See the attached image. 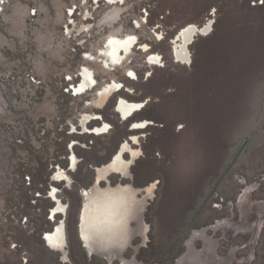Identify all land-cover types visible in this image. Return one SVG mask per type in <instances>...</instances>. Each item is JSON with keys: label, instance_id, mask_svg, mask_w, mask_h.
I'll use <instances>...</instances> for the list:
<instances>
[{"label": "rangeland", "instance_id": "rangeland-1", "mask_svg": "<svg viewBox=\"0 0 264 264\" xmlns=\"http://www.w3.org/2000/svg\"><path fill=\"white\" fill-rule=\"evenodd\" d=\"M209 18V34L189 45L192 63L176 60L181 30ZM117 30L138 40L120 63L107 47ZM84 69L97 85L76 93ZM114 80L121 94L103 100ZM120 96L146 105L122 117ZM130 119L152 125L132 130ZM70 139V149L89 146L75 147L73 185L55 166ZM98 175L110 181L82 191L88 261L80 189ZM55 182L71 185H58L70 202L64 264H264V0H0V264H62L54 250L64 241L43 238L66 212Z\"/></svg>", "mask_w": 264, "mask_h": 264}, {"label": "bare ground", "instance_id": "bare-ground-1", "mask_svg": "<svg viewBox=\"0 0 264 264\" xmlns=\"http://www.w3.org/2000/svg\"><path fill=\"white\" fill-rule=\"evenodd\" d=\"M120 1H122V0H112V3H117ZM119 5H120V3H119ZM213 21H214L213 18H209L205 25L197 26L195 24H191V25H188L181 30V35L179 36V38L177 39V36L174 38V39H177L176 41L178 42V44L174 47V50H175L174 52L176 54V56H175L176 60L181 61L185 64L192 63L191 54L189 52V45L194 42L193 40L196 38V36L208 35L209 31L211 30V26H212ZM118 32H120V30H117L116 32L111 34L113 36L111 39L108 40L109 43L107 44V47L109 48V56L111 57V60H113L115 63L122 62L123 61L122 60V52L128 53L129 51H132V49L138 43V40L135 37L127 36L125 38H122L123 36L120 35ZM148 49H149L148 45H143V50H145L144 52H146V50L148 51ZM101 54H107V49H104L103 51H101ZM150 58H151V60H154V59H157L158 56H151ZM111 70H114V69H110V71ZM104 71L106 73H109V71H107V70H104ZM129 72H130V75L128 77L133 79L135 76L134 72H132L130 70H129ZM90 73L91 72L89 71V69H84L82 71V83L77 88H75L76 93H83L87 89L93 88L94 86L97 85V82L94 81V78H92V75ZM122 88H124V86L120 82L114 80V81H110L109 84H106L105 86L101 87L97 93L100 95V97L103 100H107L108 98H110L112 96L116 97L117 95L121 94ZM145 105H146V103L143 101L142 102H130L127 99H125L124 97L122 98L120 96V98L118 99L117 111L121 114L122 117L128 118L131 115L135 114L137 111L143 110ZM96 118L100 119V115H97ZM134 125L136 128H147L149 125H152V122L149 120H142L139 122H135ZM109 128H110V125L107 123H104L102 125V127H96V129L93 130V132L103 133V132H107ZM134 130H136V129H134ZM124 143H126V142H124ZM127 143H129V142H127ZM123 144H122V146H123ZM124 152L125 151L124 150L122 151V149H121V151L116 155H120V157L122 158L121 155H123ZM118 158L119 157H116L115 160L120 161ZM76 161H77L76 156L72 153L71 157H70L71 165L75 166ZM112 161H113V159L110 161V163ZM129 162H132V160H130V161L128 160V163ZM109 164H107V165H109ZM56 177L58 179L67 178V176L65 174H62V172H57ZM103 177H105V176H102L98 179H101ZM123 186L127 187L124 189L126 192V194L124 193L126 202L124 204L123 210H124L125 217L126 216L129 217L130 216V203H129L130 196H129V194L131 193V189H130V184H125ZM107 187H108V185H107ZM110 187H113V186H110ZM93 189H91L89 192L92 193ZM86 190L87 189H80V193H81V196L83 198V201L87 198V195L83 196L82 191L86 192ZM54 192H56V189H52L50 191V196L52 197L53 200H54V197L56 198V194H54ZM64 205H65V209H67V204H64ZM101 208L105 209L106 207L101 206ZM62 211H64V209L56 210L54 213V216L56 217V215ZM49 216H52V214H50ZM100 218L102 219V221L105 220V222H107L108 225L113 224L114 220L116 221V217L114 215L110 214L109 211L104 212L100 216ZM58 225L62 226L63 232L61 230V226L56 228V226H57L56 225L54 227V229L56 228V231L54 233H46L44 238L51 245H59L63 241H64L63 244L66 245L68 238H67V234L65 235L64 226H63L62 222H60ZM80 231H81V226H80ZM80 231H78V235L81 238L82 247L85 248V251L87 253V259L86 260H88L89 258L91 259V256L93 255L94 245L92 243L90 245H87V243L83 241ZM63 233H64V236H63ZM90 234L92 236L91 237L92 240H94L96 238L101 240V238H102V234L99 231L91 230ZM66 257L67 256L65 255V260H67ZM88 261H90V260H88Z\"/></svg>", "mask_w": 264, "mask_h": 264}, {"label": "flooded vegetation", "instance_id": "flooded-vegetation-1", "mask_svg": "<svg viewBox=\"0 0 264 264\" xmlns=\"http://www.w3.org/2000/svg\"><path fill=\"white\" fill-rule=\"evenodd\" d=\"M72 134H74V133H72V132H70L69 133V137H71L72 136ZM76 135H86V134H88V133H86L85 131H83V130H79V131H77L76 133H75ZM72 141H74V140H69V142H68V147H67V149H68V155H67V162H65V164L63 165V164H61L62 162H61V160H60V158H58V165H55V166H60V167H62V169H64L68 174H69V176H70V179H71V181H70V184L71 185H73L74 184V180H73V178H72V174L71 173H73V172H75L77 169H78V166H79V164H80V162H81V159L79 158V156L76 154V151H75V147L77 146V145H81L82 147H86V148H89V146L88 145H82L80 142H78L77 140L75 141V143H73V145H72V149H70V145L72 144ZM71 151H73V152H75V154L77 155V157L79 158V161H78V163H77V165H76V167L74 168V169H72V165H71V163H70V160H69V158H70V152ZM128 153V152H127ZM127 153H125V154H127ZM113 158V157H112ZM112 159H110L109 161H108V163H106L105 165H107V164H109L110 163V161H111ZM63 165V166H62ZM105 165H103V166H101V167H95V170H96V172H97V174H98V170L99 169H102ZM55 169V168H54ZM53 175V174H52ZM110 175V174H109ZM121 176L124 178H126V177H128V173L126 172V173H121ZM98 178H100L99 177V175H98ZM106 177H103V178H101L102 180L101 181H104V179H105ZM95 179V178H94ZM119 183L120 184H122L123 182H121V181H119ZM55 184L58 186L59 184H64V186H66L67 188H71V185L69 184V183H67V182H60V183H56L55 182ZM59 187V186H58ZM61 193H62V190H61V188L59 187V199L64 203V204H67V209H66V212L64 213V214H62V215H58V218H57V220H55V221H50L48 218H49V210H51V208L52 207H54V206H56V204H55V202H53L52 200H51V202H52V206L49 208V209H47L48 210V216H47V219H48V221L46 222V223H52V225H51V228L49 227V231H52V230H54V227L57 225V224H59L60 222H61V219L63 218V217H66L67 216V214H68V207L70 206V202H64L63 200H62V195H61ZM80 195H81V193H80ZM73 208H78V204L76 203L74 206H73ZM79 209H80V206H79ZM182 217V216H181ZM129 227L131 228V227H133V225H135V219H130V222H129ZM43 238H44V235H43ZM67 238H68V241H67V243H66V245L64 246V247H62L61 249H55L54 251L55 252H57L58 254H61V256H62V259H61V263L62 264H64V263H69V262H67V260H65V255H67L68 253H69V248H70V239H69V237H68V235H67ZM119 264H123L121 261H120V263Z\"/></svg>", "mask_w": 264, "mask_h": 264}, {"label": "water", "instance_id": "water-1", "mask_svg": "<svg viewBox=\"0 0 264 264\" xmlns=\"http://www.w3.org/2000/svg\"><path fill=\"white\" fill-rule=\"evenodd\" d=\"M130 120H131V119H130ZM133 123H134V121L131 120V126H132V128H133V125H132ZM132 130H134V129H132ZM120 151H121V146H119V147L117 148V150H116V152H115V155L118 154ZM130 160H131V159H130ZM129 170H130V168H129ZM129 170H128V172H129ZM101 180H102V179H98V177H96V178L94 179V181H93L92 186L89 187V188H87V190L90 191V189H91L92 187H94L96 184L99 185V184L102 182ZM104 180H105V181H110L107 177H106ZM99 187L101 188V186H99ZM83 205H84V201H82L81 204H80V209H79V214H78V219H77V228H78L79 231H80V226H81V223H82V222H81V218H82ZM61 222H62V224H63V226H64L65 235H66V234L68 235V232H67L66 217H63V218L61 219Z\"/></svg>", "mask_w": 264, "mask_h": 264}, {"label": "clouds", "instance_id": "clouds-1", "mask_svg": "<svg viewBox=\"0 0 264 264\" xmlns=\"http://www.w3.org/2000/svg\"><path fill=\"white\" fill-rule=\"evenodd\" d=\"M129 243H130V241H129Z\"/></svg>", "mask_w": 264, "mask_h": 264}]
</instances>
